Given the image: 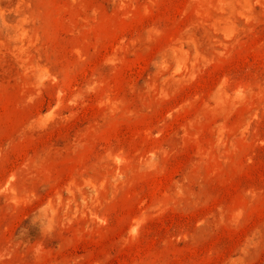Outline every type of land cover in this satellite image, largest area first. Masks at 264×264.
<instances>
[{"label": "rangeland", "instance_id": "obj_1", "mask_svg": "<svg viewBox=\"0 0 264 264\" xmlns=\"http://www.w3.org/2000/svg\"><path fill=\"white\" fill-rule=\"evenodd\" d=\"M0 264H264V0H0Z\"/></svg>", "mask_w": 264, "mask_h": 264}]
</instances>
